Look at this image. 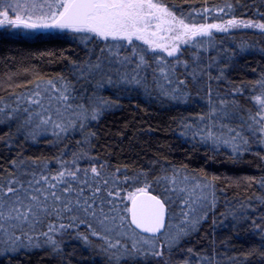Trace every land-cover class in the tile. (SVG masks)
Wrapping results in <instances>:
<instances>
[{
	"label": "snow or ice",
	"instance_id": "snow-or-ice-1",
	"mask_svg": "<svg viewBox=\"0 0 264 264\" xmlns=\"http://www.w3.org/2000/svg\"><path fill=\"white\" fill-rule=\"evenodd\" d=\"M226 7L230 9L231 5ZM211 11L205 8L203 13ZM215 11L224 12L225 8ZM5 25L77 34L86 44L96 45L90 59L77 66V79L91 81L99 76L100 83L105 79L112 83L115 79L139 85L144 78L141 73L150 71L154 81L162 78L168 85H175L170 89L161 87V94L177 102L185 99L179 86L186 85V80L173 79L180 66L186 77L196 81L207 74L201 68L203 48L198 45L203 40L198 38L210 39L213 30L228 32L240 27L264 31V23L250 19L191 22L183 14H177L165 0H0V26ZM189 47L193 49L191 59L182 60L183 52ZM242 87L236 88L232 95L239 94ZM256 88L259 94L251 97L255 111H247V119L241 118L239 127L223 123L229 116L230 102L221 98L217 104L209 88V115L199 118L205 121L206 127L193 135L203 133L205 142L211 140L213 145L230 146L236 153L248 149L249 136L264 143V78L257 82ZM74 90L71 82L63 78L59 84L51 79L44 85L37 83L25 100L27 106L21 109L19 99L23 97L17 98L16 107H0V119H13V113L22 111L25 125L33 128V136L51 128L59 139L62 134L84 129V120H96L106 107L112 106L111 101L105 100L91 107L78 104L73 108ZM231 104L238 108L234 100ZM68 113L73 114L71 118ZM207 120L213 121L211 126ZM216 121L227 130L226 137L213 131ZM185 127L191 128V125ZM77 143L84 150L61 153L55 160V170L49 166L50 162H29L23 158L13 160L10 170H0V248L4 253L44 245L58 251L57 233L86 224L92 236L104 241L105 251L117 250L109 259H115L117 264L121 260L125 264L128 261L141 264L142 258H163L164 249L171 250L178 245L180 238L195 228L199 213L209 206L204 193L213 187L211 181L197 182L194 177L174 171L171 177L149 182L146 174L129 176L124 170L113 169L106 161L92 156L85 147L89 143L87 136ZM66 155L70 159L64 158ZM141 176L144 177L142 185ZM161 181L168 183L160 194L154 195L153 184ZM259 183L264 187V179ZM214 203L213 199L210 206ZM174 204L180 208V222L175 230L170 223L176 218ZM45 224L47 231L37 232ZM112 234L117 237L115 241L110 239Z\"/></svg>",
	"mask_w": 264,
	"mask_h": 264
},
{
	"label": "trees",
	"instance_id": "trees-1",
	"mask_svg": "<svg viewBox=\"0 0 264 264\" xmlns=\"http://www.w3.org/2000/svg\"><path fill=\"white\" fill-rule=\"evenodd\" d=\"M165 2L184 16L205 8L214 9L212 16H217L216 20L215 17L211 19L214 23H223L229 18L264 23V0ZM218 8H225V11H215ZM207 43L198 46L203 48L201 68L207 74L196 81L178 69L173 77L174 80L177 77L186 80V85L179 86L185 93V99L179 102L161 94V87L170 89L175 85H168L160 78L153 84L158 88L157 92L151 87V81L145 85L123 84L117 89L120 94L104 90L101 95L105 100H111L112 106L98 119L84 123V129L72 130L59 139L33 136L24 130L20 120L6 122L0 119V170H10L11 162L20 158L29 162H50L49 166L55 170L56 158L61 153L84 150L77 142L87 136L89 143L85 147L92 156L106 161L113 169L124 170L129 176L143 173L149 182H154L161 177H171L176 171L199 182L211 181L214 206L207 209L196 233L170 251L168 249L173 263L182 264L184 258L192 259L198 255L209 259L210 264H264V231L261 230L264 229V187L259 183L264 179V143L249 136L248 149L236 153L230 146L213 145L211 140L205 142L203 133L193 135L206 127L205 121L199 118L209 115V88L214 102L218 104L221 98L230 102L229 116L223 121L228 127H239L241 118L247 119L245 113L255 111L251 97L259 94L256 85L264 78V31L243 27L228 32L213 30ZM95 51L94 43L86 44L79 36L67 32L3 29L0 31V106L8 99H13L10 102L17 106L16 98L33 91L37 83L51 79L59 84L61 78L71 82L73 92L80 98L84 96L87 103L89 95L83 93L84 87L94 79H77L76 69ZM240 86H243L240 93L232 95ZM233 100L238 108L231 104ZM212 123L207 120L208 126ZM215 123L213 131L226 137L228 132L221 127V122ZM185 125H191V128ZM64 158L70 159V156ZM143 179L141 176V185ZM166 183L168 181L154 183L151 191L160 194ZM235 211H241L239 225L226 216ZM40 231H46V224L37 229ZM64 233V237H56L58 251H53L50 245L15 253H4L0 248V264H117L108 258L111 251L104 250V241L92 236L86 224ZM84 236L88 239H83ZM116 238L113 234L110 236L113 241ZM245 249L250 250L249 260L239 255Z\"/></svg>",
	"mask_w": 264,
	"mask_h": 264
},
{
	"label": "rangeland",
	"instance_id": "rangeland-1",
	"mask_svg": "<svg viewBox=\"0 0 264 264\" xmlns=\"http://www.w3.org/2000/svg\"><path fill=\"white\" fill-rule=\"evenodd\" d=\"M213 11H214V9H213ZM213 11H211V12H209V13H207V14H204L203 13V11H197V12H192V13H188V14H186L185 15V17H187L191 22H195V23H214V22H211V19H212V12ZM205 15H206V17L207 18H204L205 17ZM215 17V16H214ZM214 17H213V19L212 20H214ZM217 19V16L215 17V20ZM17 29V28H12L10 25H5V26H0V31H2L3 29ZM41 30H46V29H41ZM47 30H49V31H51V32H54V33H57V32H59V33H69V34H72V35H77V34H74V33H72V32H69V31H60V30H56V29H47ZM36 31H39V30H36ZM26 32H24V34H25ZM78 36V35H77ZM208 37H204V38H198V39H202L203 40V44L202 45H207L208 43V41H209V39H207ZM199 46V45H198ZM146 47V46H145ZM182 48L183 47H185V46H181ZM188 53V54H187ZM187 53H185V52H183V55L181 56V59L182 60H190L191 59V57H192V55H193V49H191L190 47L188 48V52ZM161 55H164L163 53H161ZM200 56H201V58H202V60H203V57H204V53L201 51L200 52ZM168 59H172V58H168ZM179 69H182L183 71H184V69H183V67L182 66H180L179 67ZM141 75H142V77H144L143 79H142V81H141V84H143V85H145L147 82H150L151 81V87L154 89V90H156V92H157V90H158V88H156V87H154L153 86V84L155 85V83H154V80H153V77H152V75L150 74V71H149V73H141ZM100 81H101V77H99V76H97L95 79H94V82L93 83H89L88 85H87V87H84V91H83V93L84 92H87L88 93V95H89V98H88V100H87V103H85V101H84V96H81V98H80V96H78L75 92H72V95L75 97V104H73V108H76V105H78V104H83V102L86 104L85 105V107H91V106H94L95 105V103L97 102V101H105V99L102 97V95H101V93L104 91V90H110V91H112V93L114 94V92H117L118 94H120L118 91H117V89H120L122 86L121 85H123V84H125V83H123V82H120L119 80H113V82L112 83H108L107 82V80L105 79L104 81H103V83H100ZM42 85H44V84H46V83H41ZM136 85V84H135ZM34 88H35V85H34ZM93 88V90H91ZM152 88H150V89H152ZM152 89V90H153ZM32 91H30V92H28L27 93V95H24L23 96V98H21V97H17V98H21V99H19V106H20V108L22 109L23 107H25V106H27L26 104H25V100H26V98H27V96L31 93ZM156 94V93H155ZM83 95V94H82ZM21 96V95H20ZM16 98V97H15ZM14 98V99H15ZM17 98H16V103H17ZM103 98V99H102ZM11 100H13V99H8V100H6V101H3V102H1V103H3L0 107H3V106H5V105H7V106H9V107H16V106H14L13 104V102H10ZM106 100H108V99H106ZM108 101H111V100H108ZM31 107H33L34 109H35V106H31ZM109 108L108 107H106L103 111H102V113L101 114H103L104 113V111L105 110H108ZM38 110V109H37ZM100 114V115H101ZM68 115H69V117L71 118L72 117V113H68ZM25 119H26V117H25V115H24V113L22 112V111H20V112H17V113H13V119H7V118H3V119H1V120H5L6 122H11V121H15V120H20V122H22L23 123V127L25 128L24 130L25 131H27V132H31L32 133V131H33V128H29L28 126H26L25 125V123H24V121H25ZM88 120H90V119H88ZM88 120H84L83 122L84 123H87L88 122ZM4 122V121H3ZM14 124H16V123H14ZM38 135H41V134H38ZM42 135H45V136H47V137H50V138H54V139H56V137L57 136H55L54 134H53V132H52V130H51V128H49L48 129V131L46 132V133H44V134H42ZM197 182H199L198 180H197ZM191 186V185H190ZM200 194V191L199 190H197L196 191V195H199ZM181 195H185V194H181ZM204 195H207V197H208V200L205 202L207 205H209L208 207H207V209L208 208H212V206H210L211 205V202L213 201V196H212V192H211V189L210 190H208V191H206L205 193H204ZM193 198H195V197H193ZM207 209H206V211H204V212H201V213H199V216H198V223L196 224V226H195V228L194 229H192V230H189L188 232H187V234L186 235H184V236H182L181 238H180V240H179V243L181 242V241H183L184 239H187L190 235H192V234H194V233H196V231H197V229H198V226H199V224L201 223V221H203L204 219H205V217H206V212H207ZM172 210H173V212L175 213V216H176V218H174V219H172L171 221H170V223L173 225V230H175V226L177 225V224H179V213H180V208L176 205V204H174L173 206H172ZM226 216H227V218H229L230 220H232L233 221V224H236V225H239V224H241V219H240V216H241V211H235V212H229V213H227L226 214ZM225 222H226V220H225ZM46 231H47V225H46ZM65 231H62V232H59V233H57L56 234V236H55V238L57 237V236H61V237H64V235H65V233H64ZM113 235H115V234H113ZM178 243V244H179ZM102 245H100V247H101ZM106 246V245H105ZM177 246V245H176ZM176 246H174L173 248H175ZM172 248V249H173ZM259 248L260 249H262V245H260L259 244ZM259 250V249H258ZM111 251V253H108V258L112 255V253L113 252H116L117 250H115V249H113V250H110ZM170 251V250H169ZM169 251H168V249L167 248H165L164 249V256H163V258H153V257H147V258H142V262H141V264H152V262L153 261H157L158 260V262H159V264H175V263H173V258H172V255L169 253ZM239 255L241 256V255H244L246 258V260H249V259H251V256H250V250H244V252H241L240 251V253H239ZM155 259V260H154ZM112 261H114V262H116L117 263V261L115 260V259H111ZM184 260L186 261L187 260V262H188V264H210V262H209V259H207V258H205L204 256H195L194 258H190V259H187V258H184ZM183 260V261H184ZM185 261H184V263H182V264H185ZM219 261V260H218ZM122 262H123V260H121L120 261V264H122ZM129 262H132V261H129Z\"/></svg>",
	"mask_w": 264,
	"mask_h": 264
},
{
	"label": "water",
	"instance_id": "water-1",
	"mask_svg": "<svg viewBox=\"0 0 264 264\" xmlns=\"http://www.w3.org/2000/svg\"><path fill=\"white\" fill-rule=\"evenodd\" d=\"M153 193V192H152ZM154 195H156L155 193H153Z\"/></svg>",
	"mask_w": 264,
	"mask_h": 264
}]
</instances>
